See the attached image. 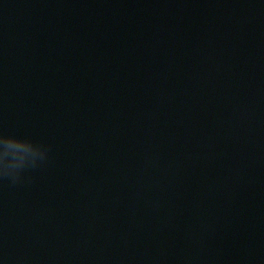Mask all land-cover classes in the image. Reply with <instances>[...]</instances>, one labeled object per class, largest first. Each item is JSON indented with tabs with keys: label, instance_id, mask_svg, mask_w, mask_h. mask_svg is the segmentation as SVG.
<instances>
[{
	"label": "water",
	"instance_id": "95a60500",
	"mask_svg": "<svg viewBox=\"0 0 264 264\" xmlns=\"http://www.w3.org/2000/svg\"><path fill=\"white\" fill-rule=\"evenodd\" d=\"M0 264H264V0H0Z\"/></svg>",
	"mask_w": 264,
	"mask_h": 264
},
{
	"label": "clouds",
	"instance_id": "9594fccd",
	"mask_svg": "<svg viewBox=\"0 0 264 264\" xmlns=\"http://www.w3.org/2000/svg\"><path fill=\"white\" fill-rule=\"evenodd\" d=\"M48 152L43 142L0 132V179L22 182L26 171L47 160Z\"/></svg>",
	"mask_w": 264,
	"mask_h": 264
}]
</instances>
